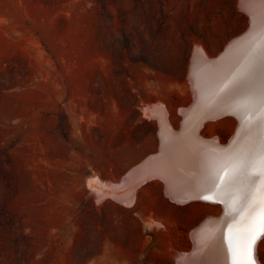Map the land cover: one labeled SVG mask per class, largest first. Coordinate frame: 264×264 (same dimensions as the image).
Masks as SVG:
<instances>
[{
	"label": "rangeland",
	"instance_id": "374dc122",
	"mask_svg": "<svg viewBox=\"0 0 264 264\" xmlns=\"http://www.w3.org/2000/svg\"><path fill=\"white\" fill-rule=\"evenodd\" d=\"M250 27L242 0H0V264L190 254L219 206L181 203L154 178L127 203L126 181L161 150L153 107L179 129L194 104V50L216 58ZM232 116L202 134L230 141Z\"/></svg>",
	"mask_w": 264,
	"mask_h": 264
},
{
	"label": "bare ground",
	"instance_id": "6f19581e",
	"mask_svg": "<svg viewBox=\"0 0 264 264\" xmlns=\"http://www.w3.org/2000/svg\"><path fill=\"white\" fill-rule=\"evenodd\" d=\"M242 6L251 17V27L245 34L236 36L216 58L203 48H195L189 69L195 102L183 109L181 127H173L166 106L158 105L150 111L148 116L159 121L161 150L129 174L126 182L130 189L122 194V200L131 203L137 186L154 178L162 180L167 193L181 203L203 200L219 206V215L209 216L192 233L195 248L190 254H178L177 264H233L247 229L253 225L249 219L252 209L259 214L260 153L264 143V0H242ZM227 115L238 119L230 141L202 134L210 121ZM98 185L99 192L106 194V185ZM253 264H263L258 251Z\"/></svg>",
	"mask_w": 264,
	"mask_h": 264
},
{
	"label": "snow or ice",
	"instance_id": "6c2138e0",
	"mask_svg": "<svg viewBox=\"0 0 264 264\" xmlns=\"http://www.w3.org/2000/svg\"><path fill=\"white\" fill-rule=\"evenodd\" d=\"M261 102L264 103V90L261 91ZM260 159L261 203L259 205V214L255 215L256 209H252V215H250L249 219L253 221V225L247 229L248 235L243 247L238 248V258L233 261V264H253L259 246L264 244V143L261 144Z\"/></svg>",
	"mask_w": 264,
	"mask_h": 264
}]
</instances>
